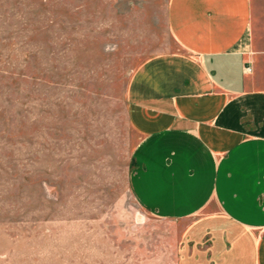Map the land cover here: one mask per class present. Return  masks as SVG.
Returning a JSON list of instances; mask_svg holds the SVG:
<instances>
[{
  "label": "rangeland",
  "instance_id": "374dc122",
  "mask_svg": "<svg viewBox=\"0 0 264 264\" xmlns=\"http://www.w3.org/2000/svg\"><path fill=\"white\" fill-rule=\"evenodd\" d=\"M169 1L0 0V264L217 263L131 189L128 86L180 48Z\"/></svg>",
  "mask_w": 264,
  "mask_h": 264
},
{
  "label": "crops",
  "instance_id": "0c3cea01",
  "mask_svg": "<svg viewBox=\"0 0 264 264\" xmlns=\"http://www.w3.org/2000/svg\"><path fill=\"white\" fill-rule=\"evenodd\" d=\"M167 23L179 50L144 61L128 86L142 136L132 192L206 231L201 259L264 264V0H170Z\"/></svg>",
  "mask_w": 264,
  "mask_h": 264
}]
</instances>
